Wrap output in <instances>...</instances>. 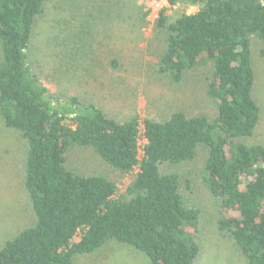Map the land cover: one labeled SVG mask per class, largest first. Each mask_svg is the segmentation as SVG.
Returning a JSON list of instances; mask_svg holds the SVG:
<instances>
[{
    "label": "trees",
    "instance_id": "1",
    "mask_svg": "<svg viewBox=\"0 0 264 264\" xmlns=\"http://www.w3.org/2000/svg\"><path fill=\"white\" fill-rule=\"evenodd\" d=\"M112 1L86 0L62 22L70 68L90 62L105 41L104 21L116 18ZM178 1L197 11L172 21L165 8L159 12L152 29L164 33L165 47L152 76L181 88L190 73L204 71L214 115L177 111L165 121L118 122L93 103L51 95L40 82L29 53L46 0H0V118L25 142L24 189L35 218L0 247V264H74L109 242L132 248L148 264H197L200 212L182 194L189 182L161 168L192 162L199 149L200 181L217 203V233L243 264H264V145L249 142L261 122L252 57L254 43L264 42V0L169 4ZM259 55L264 59V49ZM73 150L92 152L122 176L138 171L117 195L115 182L68 168Z\"/></svg>",
    "mask_w": 264,
    "mask_h": 264
},
{
    "label": "rangeland",
    "instance_id": "2",
    "mask_svg": "<svg viewBox=\"0 0 264 264\" xmlns=\"http://www.w3.org/2000/svg\"><path fill=\"white\" fill-rule=\"evenodd\" d=\"M84 1L46 0L43 14L35 23L29 62L51 95L62 99L77 97L93 103L118 122L133 116H138L139 121L145 118L165 121L177 111L190 117L214 115V106L206 97L204 71L190 73L181 88H172L153 78L152 66L164 50L165 36L155 32L149 18L142 16L148 9L165 7V15L172 21L180 14L195 13L197 8L182 1L171 5L169 0H113L111 8L116 18L104 21L105 41L99 40L88 59L90 62L83 59L72 69L65 50L68 35L62 22L76 16L78 6ZM75 16V21L83 22ZM253 47L256 78L253 97L261 111V122L249 142L264 145V59L259 55L264 42H255ZM112 61L117 62L116 69L111 67ZM25 153L21 134L7 128L0 118V247L35 222L24 189ZM204 157L203 149H199L192 162L164 165L161 173H176L182 183L189 182V189L182 194L185 205L200 212L196 240L201 254L197 264H243L238 249L216 231L217 203L200 181ZM68 168L115 182L117 195L124 192L138 171L122 176L88 150L71 151ZM74 264H148V260L130 247L109 242L90 256L75 258Z\"/></svg>",
    "mask_w": 264,
    "mask_h": 264
},
{
    "label": "built area",
    "instance_id": "3",
    "mask_svg": "<svg viewBox=\"0 0 264 264\" xmlns=\"http://www.w3.org/2000/svg\"><path fill=\"white\" fill-rule=\"evenodd\" d=\"M165 7H162L160 10H155V9H148L146 12H148L147 17L149 18L148 21H150L151 23H154V21L158 18L159 12ZM141 133H142V128H140ZM145 144V140L143 139V137H141L138 140V145H139V153L142 151L143 145Z\"/></svg>",
    "mask_w": 264,
    "mask_h": 264
}]
</instances>
